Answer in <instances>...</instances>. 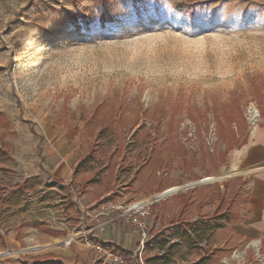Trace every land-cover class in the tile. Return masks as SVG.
Instances as JSON below:
<instances>
[{"label":"rangeland","instance_id":"obj_1","mask_svg":"<svg viewBox=\"0 0 264 264\" xmlns=\"http://www.w3.org/2000/svg\"><path fill=\"white\" fill-rule=\"evenodd\" d=\"M263 123L264 0H0V264H264Z\"/></svg>","mask_w":264,"mask_h":264},{"label":"crops","instance_id":"obj_2","mask_svg":"<svg viewBox=\"0 0 264 264\" xmlns=\"http://www.w3.org/2000/svg\"><path fill=\"white\" fill-rule=\"evenodd\" d=\"M54 150L47 153L48 157L55 156ZM65 164L62 173L69 161ZM228 164L247 177V198L238 223L234 225L236 235L241 240L262 243L264 249V123L247 131L245 142L230 154Z\"/></svg>","mask_w":264,"mask_h":264},{"label":"built area","instance_id":"obj_3","mask_svg":"<svg viewBox=\"0 0 264 264\" xmlns=\"http://www.w3.org/2000/svg\"><path fill=\"white\" fill-rule=\"evenodd\" d=\"M127 212H128L127 218L129 219V221L134 223L139 228L143 226L141 220L149 216L150 214L148 207L144 204L138 207L130 208L128 209ZM119 216H126V214L121 213V214H118V217ZM114 261L116 264H126L125 261L122 259V257H119V256H115Z\"/></svg>","mask_w":264,"mask_h":264},{"label":"trees","instance_id":"obj_4","mask_svg":"<svg viewBox=\"0 0 264 264\" xmlns=\"http://www.w3.org/2000/svg\"><path fill=\"white\" fill-rule=\"evenodd\" d=\"M144 232H146V231L144 230ZM23 264H62V263H60V262H58V263H55V262H47V261H44L42 259H36L32 263H23Z\"/></svg>","mask_w":264,"mask_h":264}]
</instances>
